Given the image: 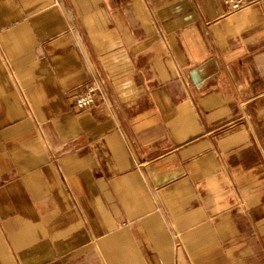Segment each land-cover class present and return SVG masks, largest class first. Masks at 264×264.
Here are the masks:
<instances>
[{"label":"crops","instance_id":"obj_1","mask_svg":"<svg viewBox=\"0 0 264 264\" xmlns=\"http://www.w3.org/2000/svg\"><path fill=\"white\" fill-rule=\"evenodd\" d=\"M0 264H264V0H0Z\"/></svg>","mask_w":264,"mask_h":264},{"label":"built area","instance_id":"obj_2","mask_svg":"<svg viewBox=\"0 0 264 264\" xmlns=\"http://www.w3.org/2000/svg\"><path fill=\"white\" fill-rule=\"evenodd\" d=\"M227 10L235 11L240 10L249 6L251 3L258 0H221ZM99 90L97 86L90 85L87 88L77 92L74 96V105L81 110L89 108L99 95Z\"/></svg>","mask_w":264,"mask_h":264}]
</instances>
